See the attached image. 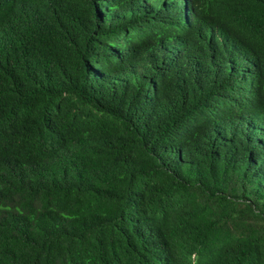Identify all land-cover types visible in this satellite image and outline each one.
<instances>
[{
	"label": "trees",
	"instance_id": "16d2710c",
	"mask_svg": "<svg viewBox=\"0 0 264 264\" xmlns=\"http://www.w3.org/2000/svg\"><path fill=\"white\" fill-rule=\"evenodd\" d=\"M0 264H264V0H0Z\"/></svg>",
	"mask_w": 264,
	"mask_h": 264
}]
</instances>
